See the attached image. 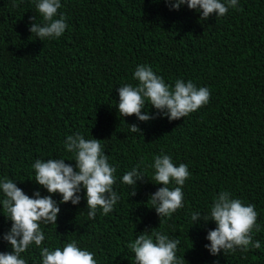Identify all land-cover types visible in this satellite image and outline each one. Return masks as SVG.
<instances>
[{
  "label": "trees",
  "instance_id": "trees-1",
  "mask_svg": "<svg viewBox=\"0 0 264 264\" xmlns=\"http://www.w3.org/2000/svg\"><path fill=\"white\" fill-rule=\"evenodd\" d=\"M36 2L0 0V181L11 179L29 197L51 195L60 207L56 224H40L42 245L21 254L26 264H42V247L73 240L97 264H135L127 245L152 229L180 241L176 255L183 264H264V0H238L237 8L207 20L186 4L174 10L164 0H61L57 18L63 14L68 27L43 40L29 30L30 17L43 23ZM140 64L166 84L182 79L207 87L209 102L178 120L149 101L142 114L156 118L121 117L117 90L138 85L133 74ZM131 124L142 135L130 132ZM76 133L101 140L116 168L113 190L120 199L107 215L98 208L94 219L83 188L79 204H61L59 193L34 180L36 159H65L75 168L64 143ZM160 154L190 172L183 207L162 223L148 201L163 187L154 184L150 167ZM137 165L145 178L130 196L133 187L121 179ZM221 191L255 206L261 230L252 235L259 249L213 256L205 247L216 224L193 225L191 215L207 214ZM11 226L0 203V253L12 251L3 240Z\"/></svg>",
  "mask_w": 264,
  "mask_h": 264
},
{
  "label": "clouds",
  "instance_id": "clouds-1",
  "mask_svg": "<svg viewBox=\"0 0 264 264\" xmlns=\"http://www.w3.org/2000/svg\"><path fill=\"white\" fill-rule=\"evenodd\" d=\"M170 9L179 10L187 5L191 10L201 13L200 19L207 20L213 13L216 17L224 16L230 8H237L238 0H164ZM36 10L42 17L43 23H36V17H30L29 30L36 37L59 38L68 25L65 16L59 15L61 0H37ZM133 78L139 83L136 86L124 84L118 88V113L121 117L135 115L141 122H148L155 116L144 113L146 101L158 110L163 116L171 120L186 117L189 113L206 105L210 99L207 87H197L191 80L186 83L177 79L173 85L166 84L161 76L154 73L152 68L145 64L136 67ZM132 133L142 135L136 124L129 125ZM65 149L74 154L75 168L66 164L65 159H36L32 164L35 170V182L50 194L59 193L62 200L59 203L71 202L77 205L80 202L81 188L86 190L87 215L94 219L97 210L102 209L103 214L110 213L120 197L113 190L116 183V168L109 164L108 155L102 150L101 140L85 139L84 135L76 133L67 136ZM150 167L154 169L153 179L163 187L149 196L159 222L161 218L170 217L177 209L183 207L182 186L189 178L188 166L180 163L176 166L169 155L154 156ZM72 161V160H69ZM145 175L139 170V165L125 172L121 183L132 186L130 196H135L138 181ZM174 182L176 187L170 188ZM0 192L3 199V213L11 222L10 230L4 234L12 251L0 253V264H26L21 258L30 245L40 247L45 240V234L40 224H56L60 207L51 195L41 196L39 191L33 197L26 195L11 179L0 181ZM258 213L252 204L244 205L238 198H233L228 191H221L210 206L207 214L194 212L191 215L193 225L203 221H213L216 228L209 230L206 239L210 241L205 245L210 254L218 255L234 252L237 249L248 251L259 249V241L253 240V230L259 232L261 227L257 224ZM178 239L170 238L160 231L150 230L137 235L135 240L127 246L134 253L135 264H183L177 258ZM42 264H97L93 253L81 250L75 240L67 242L63 248L54 250L42 247L40 251Z\"/></svg>",
  "mask_w": 264,
  "mask_h": 264
}]
</instances>
